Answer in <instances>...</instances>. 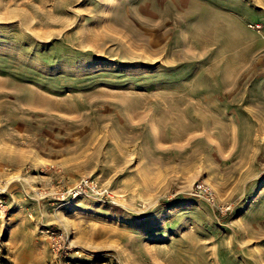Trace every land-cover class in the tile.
<instances>
[{
  "label": "rangeland",
  "instance_id": "obj_1",
  "mask_svg": "<svg viewBox=\"0 0 264 264\" xmlns=\"http://www.w3.org/2000/svg\"><path fill=\"white\" fill-rule=\"evenodd\" d=\"M0 199V264H264V0H0Z\"/></svg>",
  "mask_w": 264,
  "mask_h": 264
},
{
  "label": "built area",
  "instance_id": "obj_2",
  "mask_svg": "<svg viewBox=\"0 0 264 264\" xmlns=\"http://www.w3.org/2000/svg\"><path fill=\"white\" fill-rule=\"evenodd\" d=\"M84 188L89 189L91 191L99 192L101 194H105L107 196H111V194L107 191L106 187L104 186L97 187L93 182L88 180L86 177L80 178L79 183L72 188V192L76 193V192L81 191ZM191 193L194 195L203 196L220 213L228 211L231 207L230 202H218L214 198L210 186L202 180H197L192 184ZM1 207H3V202L0 199V208ZM50 236L54 241L56 240L55 238L56 233H53Z\"/></svg>",
  "mask_w": 264,
  "mask_h": 264
},
{
  "label": "trees",
  "instance_id": "obj_3",
  "mask_svg": "<svg viewBox=\"0 0 264 264\" xmlns=\"http://www.w3.org/2000/svg\"><path fill=\"white\" fill-rule=\"evenodd\" d=\"M8 264H11V262H10V261H8Z\"/></svg>",
  "mask_w": 264,
  "mask_h": 264
}]
</instances>
